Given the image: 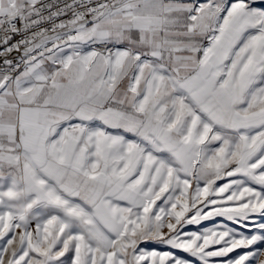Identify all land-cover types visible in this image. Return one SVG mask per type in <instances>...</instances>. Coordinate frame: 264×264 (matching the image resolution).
<instances>
[{
  "label": "snow or ice",
  "instance_id": "1",
  "mask_svg": "<svg viewBox=\"0 0 264 264\" xmlns=\"http://www.w3.org/2000/svg\"><path fill=\"white\" fill-rule=\"evenodd\" d=\"M0 49V264H264V0H0Z\"/></svg>",
  "mask_w": 264,
  "mask_h": 264
},
{
  "label": "rangeland",
  "instance_id": "2",
  "mask_svg": "<svg viewBox=\"0 0 264 264\" xmlns=\"http://www.w3.org/2000/svg\"><path fill=\"white\" fill-rule=\"evenodd\" d=\"M218 220L220 219V218H217ZM213 223H215L214 221H207V222H202V225H207V226H211ZM190 228H191V230H195L194 229V227H192V226H190ZM149 247H156L155 245H150ZM161 250H166V249H161ZM238 251H244L243 249H241V250H238ZM232 255H235V253L234 254H232Z\"/></svg>",
  "mask_w": 264,
  "mask_h": 264
},
{
  "label": "built area",
  "instance_id": "3",
  "mask_svg": "<svg viewBox=\"0 0 264 264\" xmlns=\"http://www.w3.org/2000/svg\"><path fill=\"white\" fill-rule=\"evenodd\" d=\"M0 50H2V49H0Z\"/></svg>",
  "mask_w": 264,
  "mask_h": 264
}]
</instances>
